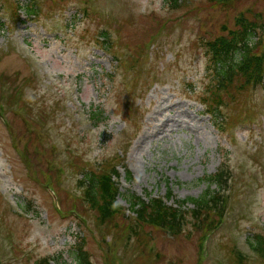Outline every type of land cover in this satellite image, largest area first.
<instances>
[{
    "label": "rangeland",
    "instance_id": "374dc122",
    "mask_svg": "<svg viewBox=\"0 0 264 264\" xmlns=\"http://www.w3.org/2000/svg\"><path fill=\"white\" fill-rule=\"evenodd\" d=\"M179 1L0 0V264H75L81 238L93 264H236V250L264 264L248 243L264 235V79L220 94L219 130L200 104L213 81L207 43L243 14L259 53L264 0ZM156 118L167 124L139 142ZM105 161L118 165L121 193L108 225L124 232L84 213L78 180ZM220 168L223 202L205 216L217 221L205 240L214 224L189 214L178 232L141 226L146 242L127 233L137 223L127 192L197 198L200 178Z\"/></svg>",
    "mask_w": 264,
    "mask_h": 264
},
{
    "label": "trees",
    "instance_id": "16d2710c",
    "mask_svg": "<svg viewBox=\"0 0 264 264\" xmlns=\"http://www.w3.org/2000/svg\"><path fill=\"white\" fill-rule=\"evenodd\" d=\"M169 1L171 5L178 3V0ZM25 11L29 15H35L37 12L33 5L31 7L25 6ZM235 27V29L228 31L227 35H219L213 41L207 43L210 62L207 69L210 70L213 81L206 87L200 104L205 107L207 114L212 120V125L217 130H219L220 123L223 121L220 108L224 102L220 94L226 90L237 92V90L243 89L245 92L247 87L255 86L264 79V43H262L263 47L258 53L254 51V48L257 47V42L249 41L250 36L255 33L254 22L241 14L237 18ZM100 35L99 39H101V42L106 43L108 39L106 32L102 31ZM237 51L242 53L241 58L238 61H234L233 56ZM26 82H31L30 77H28V80L24 79L23 83ZM233 82H237L238 86H234ZM15 90L18 91V94L22 92L20 88ZM236 92L234 93L236 94ZM236 100H238L237 97ZM96 119H100V117L97 116ZM117 166L113 162L105 161L100 171L83 173L85 174L83 178L81 177L78 180L83 185V201L88 209V211L85 209L84 213L91 211L93 219L100 226L110 229L107 233L114 230L118 231V229L123 231L126 228H119L116 224H113V226L108 225L119 214L120 209L117 201V196L121 195ZM126 173L128 178H130V172L127 170ZM226 178L227 175L224 168L205 174L200 178V181L205 182L207 186V190L202 195L197 198L174 199L173 204H167L165 201L174 198L169 186H166V192L163 196L165 200L162 197L142 199L133 193L129 194L127 192L125 201L129 204V209L135 213V221L137 222L127 226V233L130 235L132 230L138 244L141 240L146 242L149 240V235L146 232L139 231L141 226L146 224L160 227L171 233L178 232L183 223L186 222L188 214L189 219H192V225L195 224L197 227H210L214 224L205 232L210 231L217 224V221L214 223L213 219L208 220L210 210L215 209L219 203L223 202L221 198L222 183ZM211 185H215V189H210ZM187 204H191L192 207H187ZM206 215L209 216L208 219L205 218ZM262 230L264 232V224ZM254 237V240L250 241L252 248L257 251L261 259H264V235L263 233H256ZM82 245L83 241L81 238L76 246L75 264H93ZM232 254L236 264H243L244 257L236 251L232 252ZM36 264H65V262H62L59 256H51L37 259Z\"/></svg>",
    "mask_w": 264,
    "mask_h": 264
},
{
    "label": "bare ground",
    "instance_id": "6f19581e",
    "mask_svg": "<svg viewBox=\"0 0 264 264\" xmlns=\"http://www.w3.org/2000/svg\"><path fill=\"white\" fill-rule=\"evenodd\" d=\"M155 120L159 121L157 118ZM167 120L168 119H165L164 121L160 120L159 121L160 124H156L155 123L154 125H152L151 126V129L152 130L149 131V132L144 133V136L142 138H140L139 142L140 141L145 142V140H151L154 136H156L159 133V131L161 130V128L165 124H167ZM176 125L177 126H182V123L181 122H177Z\"/></svg>",
    "mask_w": 264,
    "mask_h": 264
}]
</instances>
